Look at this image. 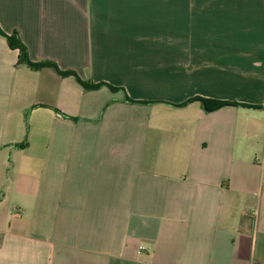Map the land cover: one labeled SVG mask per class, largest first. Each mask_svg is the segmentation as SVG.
Instances as JSON below:
<instances>
[{
    "label": "crops",
    "instance_id": "1",
    "mask_svg": "<svg viewBox=\"0 0 264 264\" xmlns=\"http://www.w3.org/2000/svg\"><path fill=\"white\" fill-rule=\"evenodd\" d=\"M0 29L105 83L0 34V264H264V0H0Z\"/></svg>",
    "mask_w": 264,
    "mask_h": 264
},
{
    "label": "trees",
    "instance_id": "2",
    "mask_svg": "<svg viewBox=\"0 0 264 264\" xmlns=\"http://www.w3.org/2000/svg\"><path fill=\"white\" fill-rule=\"evenodd\" d=\"M0 34L5 37L8 46L11 49H17L19 51V57H18V62L25 64L27 67L37 70L43 67H51L53 68L60 76H68V75H73L77 81L82 85L83 89L85 90H89V89H96L102 85H104V82H100V83H88V82H84L82 81L75 72L73 71H65V70H61L58 68V66L51 61H40V62H33L30 60L29 56H28V52L27 49L25 47V45L21 42V40L17 37V34L12 33L10 35L4 33L1 29H0ZM109 86V88L111 90H116L115 87L107 84ZM195 99H199L201 101V103L205 106L206 109H215L223 104H227L228 102H222V101H215V100H208V99H204V98H195Z\"/></svg>",
    "mask_w": 264,
    "mask_h": 264
}]
</instances>
